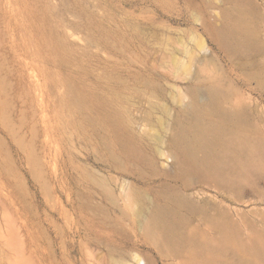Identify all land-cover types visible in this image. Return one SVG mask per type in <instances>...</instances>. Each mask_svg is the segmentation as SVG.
<instances>
[{
    "label": "rangeland",
    "instance_id": "374dc122",
    "mask_svg": "<svg viewBox=\"0 0 264 264\" xmlns=\"http://www.w3.org/2000/svg\"><path fill=\"white\" fill-rule=\"evenodd\" d=\"M0 264H264V0H0Z\"/></svg>",
    "mask_w": 264,
    "mask_h": 264
},
{
    "label": "bare ground",
    "instance_id": "6f19581e",
    "mask_svg": "<svg viewBox=\"0 0 264 264\" xmlns=\"http://www.w3.org/2000/svg\"><path fill=\"white\" fill-rule=\"evenodd\" d=\"M235 146L240 151H245L247 153V156L249 158L247 168L256 169L260 166V156L262 152L258 146L249 145L248 143L244 142V139L236 140ZM148 227L150 230H155L160 234H165L167 231L166 228H164L163 223L160 220L156 219L150 221ZM138 263H140V259H138Z\"/></svg>",
    "mask_w": 264,
    "mask_h": 264
}]
</instances>
